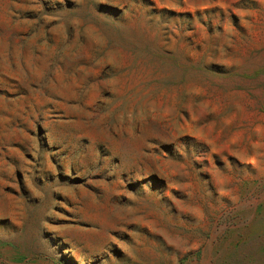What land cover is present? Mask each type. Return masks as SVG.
<instances>
[{
    "label": "rangeland",
    "instance_id": "rangeland-1",
    "mask_svg": "<svg viewBox=\"0 0 264 264\" xmlns=\"http://www.w3.org/2000/svg\"><path fill=\"white\" fill-rule=\"evenodd\" d=\"M0 264H264V0H0Z\"/></svg>",
    "mask_w": 264,
    "mask_h": 264
}]
</instances>
